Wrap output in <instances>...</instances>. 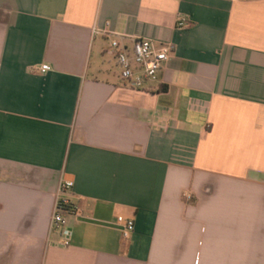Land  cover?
<instances>
[{
	"label": "crops",
	"instance_id": "0c3cea01",
	"mask_svg": "<svg viewBox=\"0 0 264 264\" xmlns=\"http://www.w3.org/2000/svg\"><path fill=\"white\" fill-rule=\"evenodd\" d=\"M0 264H264V0H0Z\"/></svg>",
	"mask_w": 264,
	"mask_h": 264
},
{
	"label": "built area",
	"instance_id": "2783aa9c",
	"mask_svg": "<svg viewBox=\"0 0 264 264\" xmlns=\"http://www.w3.org/2000/svg\"><path fill=\"white\" fill-rule=\"evenodd\" d=\"M191 20L181 17L178 27H184L191 24ZM110 49L115 56L116 63L119 67L120 77L123 81L134 88H143L149 83L158 82L160 73L175 51V45L172 42H162L157 45L152 39L147 37H136L130 45L122 43L119 39L113 38L110 43ZM41 72L49 69L48 64H42L37 68ZM73 181L61 180L59 191L66 192L72 190ZM185 198H190V193H184ZM77 206L70 198H57L53 210L51 226L59 228L65 225V215L77 212ZM121 225L122 238L128 239L135 228L133 218H127L123 215L117 218ZM64 239L60 243L68 245L71 232L65 227Z\"/></svg>",
	"mask_w": 264,
	"mask_h": 264
}]
</instances>
